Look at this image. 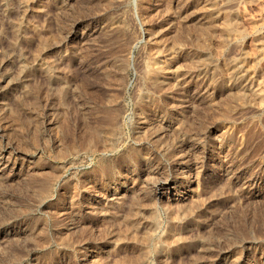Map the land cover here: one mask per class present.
<instances>
[{"label":"rangeland","instance_id":"rangeland-1","mask_svg":"<svg viewBox=\"0 0 264 264\" xmlns=\"http://www.w3.org/2000/svg\"><path fill=\"white\" fill-rule=\"evenodd\" d=\"M0 264H264V0H0Z\"/></svg>","mask_w":264,"mask_h":264},{"label":"bare ground","instance_id":"bare-ground-1","mask_svg":"<svg viewBox=\"0 0 264 264\" xmlns=\"http://www.w3.org/2000/svg\"><path fill=\"white\" fill-rule=\"evenodd\" d=\"M233 24H234V23H233ZM235 24H236V23H235ZM231 26H232V25H231ZM232 27H233V26H232ZM228 30H229V29H228ZM229 31H230V30H229ZM232 31H233V30H232ZM235 37H236V36H235ZM198 44H199V43H198ZM175 46H176V44H175ZM197 46H198V45H197ZM205 46H206V45H205ZM183 47H184V46H183ZM181 48H182V47H181ZM194 48H195V47H194ZM197 50H198V49H197ZM175 51H176V50H175ZM180 51H181V50H180ZM176 52H177V51H176ZM165 53H166V52H165ZM178 53H179V52H178ZM168 55H174V54L171 53V54H168ZM177 55H178V54H177ZM177 55H176V56H177ZM194 56H195V55H194ZM172 57H174V56H172ZM197 57H198V56H197ZM175 58H176V57H175ZM166 60H167V59H166ZM190 61H191V60H190ZM195 61H196V60H195ZM190 63H191V62H190ZM163 64H164V63H163ZM168 64H169V63H168ZM166 66H167V65H166ZM166 66H165V64H164V67H166ZM158 68H159V67H158ZM166 68H167V67H166ZM166 68H165V69H166ZM176 68H177V67H176ZM153 69H154V68H153ZM159 69H160V68H159ZM161 69H162V66H161ZM161 69H160V70H161ZM178 69H179V68H178ZM186 69H187V68H186ZM189 69H190V68H189ZM238 69H239V68H238ZM236 70H237V69H236ZM239 70H240V69H239ZM161 71H164V70H161ZM240 71H241V70H240ZM167 72H168V71H167ZM172 72H173V71H172ZM163 73H164V72H163ZM179 73H180V72H179ZM161 74H162V73H161ZM172 74H174V72H173ZM175 74H176V73H175ZM238 78H239V77H238ZM11 79H12V78H11ZM240 79H241V78H240ZM160 80H161V79H160ZM236 81H237V80H236ZM195 82H196V81H195ZM161 83H162V82H161ZM241 83L243 84V82H241ZM190 88H191V87H190Z\"/></svg>","mask_w":264,"mask_h":264}]
</instances>
